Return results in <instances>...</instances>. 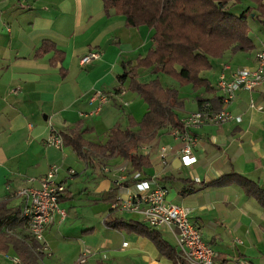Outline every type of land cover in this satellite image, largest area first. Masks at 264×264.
<instances>
[{"label": "crops", "instance_id": "obj_1", "mask_svg": "<svg viewBox=\"0 0 264 264\" xmlns=\"http://www.w3.org/2000/svg\"><path fill=\"white\" fill-rule=\"evenodd\" d=\"M248 19L254 49L213 59L204 74L212 86L217 88L222 74L228 79L233 70L252 67L256 52L264 49V24ZM152 46L150 28L128 26L103 0H0V201L20 203V197L8 195L39 187L52 164L59 166L57 178L66 187L59 203L64 217L45 230L51 254H39V264H72L82 253L85 264H178L148 236L149 230L158 231L181 259L169 230L148 228L137 215L112 207L117 197L126 200L136 191L139 172L137 179L147 178L151 188L166 189L167 201L191 209L188 219L211 245L214 260L264 264V207L233 178L243 176L264 190V83L235 91L226 106L232 120L191 129L197 142L189 165L179 156L177 127L170 125L139 149L149 164L138 171L119 156L86 163L66 145L45 143L51 133L74 127H81L86 139L104 143L111 128L127 127L129 116L139 120L146 105L128 90V79L121 84L119 77ZM89 50L100 57L80 64ZM137 73L143 81L151 77L145 68ZM180 90V119L199 108L197 95L221 96L219 90L210 95ZM163 145L171 147L165 164L159 156ZM11 231L26 244L35 242L27 227ZM0 252L2 264H12L3 257L15 255L12 248Z\"/></svg>", "mask_w": 264, "mask_h": 264}, {"label": "trees", "instance_id": "obj_2", "mask_svg": "<svg viewBox=\"0 0 264 264\" xmlns=\"http://www.w3.org/2000/svg\"><path fill=\"white\" fill-rule=\"evenodd\" d=\"M103 3L107 9L113 8L123 15L128 26H146L152 30L153 46L119 77L121 84L128 79V90L142 99L146 112L139 120L129 116L124 129L111 128L104 143L86 139L81 127L71 128L59 135L63 146H68L86 163L119 156L131 164L134 171H138L149 164L139 149L153 141L162 127H180L178 111L183 104L180 89L189 87L191 92L201 95L216 92L219 89L204 76L212 69V60L227 52L254 49L248 18L264 24V0H103ZM139 68L148 69L151 77L146 81L140 80ZM162 76L172 81L168 80L169 84H165ZM196 99L199 107L209 101L214 108H218L221 96L201 98L197 95ZM233 178L264 207V190L243 176ZM223 182L225 180L219 183ZM21 202L10 206L8 201H0V251L7 252L12 248L21 264H39V255L28 249H34L36 241L33 239L35 242L26 244L17 239L12 231H7L27 227L21 220ZM148 236L169 260L187 264L159 239L158 231L149 230Z\"/></svg>", "mask_w": 264, "mask_h": 264}, {"label": "built area", "instance_id": "obj_3", "mask_svg": "<svg viewBox=\"0 0 264 264\" xmlns=\"http://www.w3.org/2000/svg\"><path fill=\"white\" fill-rule=\"evenodd\" d=\"M99 57V51L89 50L79 61L84 65ZM261 83H264V49L256 52L252 67L235 69L228 79H225L223 74L219 77L217 88L221 92V107L215 109L209 101L201 103L196 111L188 113L181 119L180 127L173 132V135L182 142L179 156L185 165L195 161L191 151L197 138L191 129L204 124H221L232 120L233 116L226 110V106L234 99L235 91L240 87L252 91ZM11 92H16V89H12ZM98 96L102 102L106 101L104 95ZM45 143L56 148L63 146L61 136L57 133H51ZM170 149L168 145L160 147L159 156L163 164L166 163ZM58 172L59 166L52 164L46 174L38 180L39 187L24 186L8 195L10 198L20 197L22 200L21 220L25 221L29 235L38 244L35 248L37 254H51L44 240V232L57 217L60 219L64 217L59 203L66 187L58 180ZM138 176L137 173L136 179ZM31 181L33 179H27V182ZM135 188L136 191L129 194L126 200L117 197L112 207L137 215L151 227L169 230L175 238L179 256L187 264H224L214 260L211 245L202 240L199 228L188 219L191 209L167 201L166 189L160 186L151 188L148 180H136ZM3 257L9 259L12 264L18 262L14 255L8 253H3ZM86 259L87 255L82 253L72 264H85ZM148 264L160 263L150 261Z\"/></svg>", "mask_w": 264, "mask_h": 264}, {"label": "rangeland", "instance_id": "obj_4", "mask_svg": "<svg viewBox=\"0 0 264 264\" xmlns=\"http://www.w3.org/2000/svg\"><path fill=\"white\" fill-rule=\"evenodd\" d=\"M251 24H252V22H251ZM257 36V32L256 31H253V38L255 39V38H257L256 37ZM258 39V38H257ZM256 39V40H257ZM162 79H163V83H165V84H169V81H172V80H170V78H168V77H166V76H162ZM169 80V81H168ZM8 232H10L11 230L9 229V230H7ZM32 249V248H31ZM32 251L34 252V253H36L35 251H34V249H32ZM0 253H2V252H0ZM37 254V253H36ZM37 255H39V254H37ZM17 259H18V262L16 263V264H21V260H20V258L18 257V256H16V255H14ZM40 256V255H39Z\"/></svg>", "mask_w": 264, "mask_h": 264}]
</instances>
